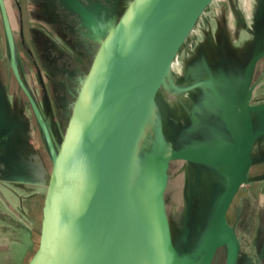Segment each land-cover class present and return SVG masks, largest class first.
Segmentation results:
<instances>
[{
  "label": "water",
  "instance_id": "1",
  "mask_svg": "<svg viewBox=\"0 0 264 264\" xmlns=\"http://www.w3.org/2000/svg\"><path fill=\"white\" fill-rule=\"evenodd\" d=\"M212 1L130 0L70 93L55 143L19 74L13 33L0 0L10 71L30 105L50 161L26 264H212L221 248L224 264H238L241 242L227 213L249 182L254 145L264 136V102L250 103L257 88L251 83L253 71L264 57V0H257L251 53L241 76L236 81L223 76L218 91L211 86L226 133L209 127L211 138L174 149L166 147L158 123L156 145L136 161L149 116L155 110L159 117V91L168 81L177 89L173 64ZM1 115L0 109L2 139L23 128ZM191 119L198 121L194 113ZM173 161L207 166L224 183L197 246L187 254L173 242L165 206ZM188 234L185 226L183 242ZM263 254L264 238L257 264Z\"/></svg>",
  "mask_w": 264,
  "mask_h": 264
},
{
  "label": "rangeland",
  "instance_id": "2",
  "mask_svg": "<svg viewBox=\"0 0 264 264\" xmlns=\"http://www.w3.org/2000/svg\"><path fill=\"white\" fill-rule=\"evenodd\" d=\"M129 1L4 0L14 36L18 70L36 98L48 102L49 108L45 110V114L55 143L64 123V113L71 101L70 93L74 91L87 69L98 42L118 19ZM256 4L257 0H213L195 28L194 33L208 32L216 42L218 34L221 35L223 50L236 58L237 71L233 76L234 81L241 76L251 53ZM164 98L165 91H159L156 101L158 114V104ZM0 99L1 116H6L8 120L12 118L10 115L12 103L16 104L14 111L18 113L19 122L30 130L26 146L30 144L31 147H42L47 171L50 163L48 152L25 96L10 71L1 16ZM158 119L163 128L160 115ZM173 121H175L173 130L168 132V135L164 134L166 147L176 149L199 139L186 135L178 119L175 118ZM202 138L201 140L209 139L206 135ZM2 146L0 143V147ZM13 146L23 148L24 145L21 139L16 138ZM3 152H5L3 156L14 157L11 150ZM26 158L27 153L23 160ZM245 188L244 186L243 191L235 196L227 219L237 229L241 239L238 264H257L261 233L260 230L258 233L251 230L253 228L251 224L247 226L249 222H246L245 215L252 213L251 210L256 206L253 201L243 196ZM223 189V179L207 166L182 161L170 163L165 206L173 242L181 253H191L197 246L208 224L214 202ZM237 215L240 221L236 223ZM185 226L189 227V234L186 242H183ZM27 241L23 246L10 250L13 258L8 259L10 260L8 262L3 260L5 256L1 253L3 250H0V264H26L31 252L30 250L28 253V248L32 244ZM224 262L225 249L221 248L217 251L212 264ZM258 264H264V257Z\"/></svg>",
  "mask_w": 264,
  "mask_h": 264
},
{
  "label": "flooded vegetation",
  "instance_id": "3",
  "mask_svg": "<svg viewBox=\"0 0 264 264\" xmlns=\"http://www.w3.org/2000/svg\"><path fill=\"white\" fill-rule=\"evenodd\" d=\"M73 5H75L76 7L75 3H73ZM206 9L204 10V12L206 11ZM197 22L193 30L187 37L186 41L184 42L173 64L172 80L173 83L177 86L175 94L172 96L166 94V98H164L162 102H159L158 110L162 120V127H163L162 130L165 135L173 130L172 127H174L173 124L175 122L173 120H175L176 118L179 120V122H181L182 126L184 127V133L186 135H190L191 137H196L201 140L203 139L202 138L203 135H206L209 138H211L209 127L217 129L222 133H226L222 121L216 114V111H218V109L215 106L216 98L213 95L211 86H213L214 89L218 91L221 89L220 84L223 82V76L226 77V79H228L229 81L233 80V76L234 74H236L237 71V64H236V58L231 54L230 55L227 54L223 50L222 37L220 34H218L217 37L218 39L216 42L214 37H212V35L208 32L206 34L194 33ZM263 46H264V34H263ZM203 61L205 62L208 70L205 69ZM19 74L22 78V74L20 71ZM251 83L252 84L256 83L257 88L253 93V97L250 99V103L254 104V103L264 102V57L259 59V61L257 62L253 71ZM24 84L26 85L27 89L29 90L34 100L36 101L39 110L47 124L48 119L46 118L45 110L49 108L48 102L44 101V99H41V101H39L34 95L33 91L29 89L27 84L25 82ZM26 102L30 109L31 115H33L27 99ZM196 107H198L199 110ZM193 113L198 117L197 123L192 122L191 117ZM34 121L38 128V131L42 136V133L39 129V126L37 125L35 118ZM49 132L51 134L50 130ZM42 140H43V136H42ZM14 142L15 140L7 142L6 146L8 148H11ZM251 211L252 213L245 215L246 216L245 219H247L246 222L247 223L249 222L247 226L251 224V226L253 227L251 230L256 231V233H258L260 230L261 233L260 244L262 245L264 238V209L256 210L254 208ZM239 218L240 217H238L237 215L236 223L240 221ZM247 229L251 231L249 228ZM235 231L239 237L236 228Z\"/></svg>",
  "mask_w": 264,
  "mask_h": 264
},
{
  "label": "crops",
  "instance_id": "4",
  "mask_svg": "<svg viewBox=\"0 0 264 264\" xmlns=\"http://www.w3.org/2000/svg\"><path fill=\"white\" fill-rule=\"evenodd\" d=\"M13 104L15 103H12L11 120L19 122L18 113L14 111L16 104ZM46 118L48 119L47 115ZM29 131V128L23 126L5 139L1 138L4 131L0 133V143L4 146L0 147V250H3L1 253H4L3 260L6 262L13 258L11 249L23 246L27 240L33 244L38 207L45 181V156L42 147H31L30 144L26 146ZM16 138L22 139L23 148L13 145L8 148L6 143ZM9 150L14 157L3 156L5 153L3 151ZM26 153L27 158L23 160ZM252 158L249 182L243 185L239 192L243 191L245 186L243 196L254 202L256 210H260L264 209V136L255 143ZM32 244L29 245L28 253Z\"/></svg>",
  "mask_w": 264,
  "mask_h": 264
},
{
  "label": "bare ground",
  "instance_id": "5",
  "mask_svg": "<svg viewBox=\"0 0 264 264\" xmlns=\"http://www.w3.org/2000/svg\"><path fill=\"white\" fill-rule=\"evenodd\" d=\"M164 91L167 95L172 96L175 94L176 89L173 87L170 81L166 82L164 85ZM158 139V117L155 110L152 111L149 116L143 131L140 135L138 145H137V158L136 161L148 150H150L154 145H156ZM139 162L135 163V171Z\"/></svg>",
  "mask_w": 264,
  "mask_h": 264
}]
</instances>
